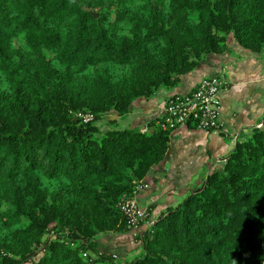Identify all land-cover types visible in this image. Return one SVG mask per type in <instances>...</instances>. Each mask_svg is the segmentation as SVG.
I'll list each match as a JSON object with an SVG mask.
<instances>
[{
    "label": "trees",
    "instance_id": "16d2710c",
    "mask_svg": "<svg viewBox=\"0 0 264 264\" xmlns=\"http://www.w3.org/2000/svg\"><path fill=\"white\" fill-rule=\"evenodd\" d=\"M230 38L264 51V0H0V264H264V125L159 215L138 256L96 245L130 233L121 200L169 147L159 118L121 125L131 104Z\"/></svg>",
    "mask_w": 264,
    "mask_h": 264
},
{
    "label": "crops",
    "instance_id": "0c3cea01",
    "mask_svg": "<svg viewBox=\"0 0 264 264\" xmlns=\"http://www.w3.org/2000/svg\"><path fill=\"white\" fill-rule=\"evenodd\" d=\"M214 75H223L231 83L220 94L223 127L211 132L186 126L170 133L164 160L143 180L147 187L138 195L139 206L151 209L148 224L155 222L166 208L178 205L201 188L208 174L221 171V161L233 150L240 134L247 135L252 128L264 125V51L250 52L230 38L225 52L208 55L175 88L162 89L149 100L133 102L124 126L148 128L151 121L158 119L168 97L189 93L202 78ZM159 208L164 209L158 212ZM125 235L129 234L117 236ZM100 240L96 244L99 253H114L107 242L100 249Z\"/></svg>",
    "mask_w": 264,
    "mask_h": 264
},
{
    "label": "built area",
    "instance_id": "2783aa9c",
    "mask_svg": "<svg viewBox=\"0 0 264 264\" xmlns=\"http://www.w3.org/2000/svg\"><path fill=\"white\" fill-rule=\"evenodd\" d=\"M230 85L223 75L207 76L189 93L168 97L158 117L159 127L174 131L192 126L197 130L219 132L223 127L220 120L222 111L220 94ZM77 117L84 123L92 119L90 114H78ZM224 162L225 159L221 161ZM146 187L144 181L137 182L133 194L121 200L120 208L131 231L137 230L147 220V212L142 210L137 202L138 193Z\"/></svg>",
    "mask_w": 264,
    "mask_h": 264
},
{
    "label": "rangeland",
    "instance_id": "374dc122",
    "mask_svg": "<svg viewBox=\"0 0 264 264\" xmlns=\"http://www.w3.org/2000/svg\"><path fill=\"white\" fill-rule=\"evenodd\" d=\"M19 44H20V42L17 41L14 43V46L19 47ZM115 116H116L115 114H110L107 116V118L112 119ZM126 117H123V119H122L123 121H121L122 126H124L126 124V122H124ZM126 127H129V126H126ZM142 191H140V192H142ZM139 193H138V195H139ZM138 195H137V202L139 204ZM141 209L147 211V208H141ZM163 209L164 208H159L158 212H161ZM148 219H149V216H147V220L143 222V225H141L138 228L139 230L137 229L138 230L137 232L131 231L130 233H128L129 235H125L123 237H119L115 234L106 235L108 237L105 236L106 237L105 240L102 239L98 242L99 248L100 249L103 248L107 242L108 247L111 248L110 251L114 252V253H110V254H113L115 256V260H117V261L131 260L135 256H138L142 251V244H141V241H139L138 237L141 236L142 233L147 228H149L151 225H153L155 223V222H153L151 224H148L147 223Z\"/></svg>",
    "mask_w": 264,
    "mask_h": 264
},
{
    "label": "water",
    "instance_id": "95a60500",
    "mask_svg": "<svg viewBox=\"0 0 264 264\" xmlns=\"http://www.w3.org/2000/svg\"><path fill=\"white\" fill-rule=\"evenodd\" d=\"M197 191H199V189Z\"/></svg>",
    "mask_w": 264,
    "mask_h": 264
}]
</instances>
